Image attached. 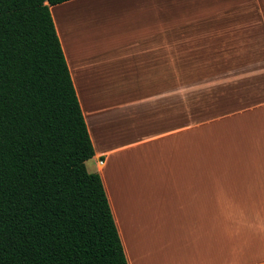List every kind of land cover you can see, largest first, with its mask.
I'll return each mask as SVG.
<instances>
[{
    "label": "crops",
    "instance_id": "1",
    "mask_svg": "<svg viewBox=\"0 0 264 264\" xmlns=\"http://www.w3.org/2000/svg\"><path fill=\"white\" fill-rule=\"evenodd\" d=\"M50 13L127 263L264 264V87L178 126L176 79L208 60H264V0H71ZM238 120L255 141L226 180L201 129Z\"/></svg>",
    "mask_w": 264,
    "mask_h": 264
},
{
    "label": "trees",
    "instance_id": "2",
    "mask_svg": "<svg viewBox=\"0 0 264 264\" xmlns=\"http://www.w3.org/2000/svg\"><path fill=\"white\" fill-rule=\"evenodd\" d=\"M0 0V264H128L50 7Z\"/></svg>",
    "mask_w": 264,
    "mask_h": 264
},
{
    "label": "rangeland",
    "instance_id": "3",
    "mask_svg": "<svg viewBox=\"0 0 264 264\" xmlns=\"http://www.w3.org/2000/svg\"><path fill=\"white\" fill-rule=\"evenodd\" d=\"M259 67H264V60H208L207 66L205 65L200 73L177 75V97L184 99L187 96V105L185 108L178 101L177 125H197L199 121L210 119L217 115L221 116L228 110L232 111L235 107H242L256 102L257 98L247 97L245 101L239 102L240 104H235L232 107L230 105L228 107V96L225 93H229L237 88L242 89L240 92L243 94L246 92L244 90H263L264 70L253 74L247 71L248 69ZM217 69L219 74L218 72L215 73ZM230 69H235L236 72L243 73L236 77L225 74ZM186 87L190 89L185 91ZM261 99H264V96L258 98V100ZM217 104L225 105L215 107ZM240 120L235 124L218 123L201 129V132L203 131L202 133L208 135V163L210 166L219 168L221 172L223 171L226 180L233 178L236 172L239 175L240 169L243 166L250 165V161L247 154H244V150H247L250 146V141H255L251 132L253 126L250 122ZM262 129L263 123L258 124L257 130ZM93 167L92 162L86 163L88 171H92Z\"/></svg>",
    "mask_w": 264,
    "mask_h": 264
},
{
    "label": "built area",
    "instance_id": "4",
    "mask_svg": "<svg viewBox=\"0 0 264 264\" xmlns=\"http://www.w3.org/2000/svg\"><path fill=\"white\" fill-rule=\"evenodd\" d=\"M98 164H100V165H101V164H102V162H98Z\"/></svg>",
    "mask_w": 264,
    "mask_h": 264
}]
</instances>
